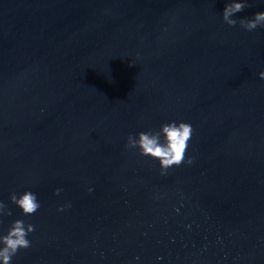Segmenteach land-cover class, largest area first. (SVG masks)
Masks as SVG:
<instances>
[{"label": "water", "instance_id": "95a60500", "mask_svg": "<svg viewBox=\"0 0 264 264\" xmlns=\"http://www.w3.org/2000/svg\"><path fill=\"white\" fill-rule=\"evenodd\" d=\"M223 8L0 0V231L36 226L12 264H264V28ZM171 119L194 162L161 175L126 138ZM25 189L31 215L10 200Z\"/></svg>", "mask_w": 264, "mask_h": 264}, {"label": "clouds", "instance_id": "9594fccd", "mask_svg": "<svg viewBox=\"0 0 264 264\" xmlns=\"http://www.w3.org/2000/svg\"><path fill=\"white\" fill-rule=\"evenodd\" d=\"M250 4V0H224L222 19L228 25L239 23L244 29L252 31L258 27L264 28V10L255 11L250 16H237ZM140 54L137 53V56ZM131 63H136L132 60ZM258 76L264 79V69L258 72ZM193 135V125L183 119H171L162 122L158 128H148L136 133H128L126 138L127 148H136L141 155L150 156L158 160L161 175L167 173V170L173 166L181 164L191 165L194 162L192 155H187L190 139ZM56 194L62 191L57 187ZM87 191L92 192L93 187L89 186ZM163 193H158L159 199ZM10 200L18 206L24 215L35 213L40 207L41 202L36 192L31 189H25L17 193H10ZM71 201L57 206L58 211L70 208ZM179 211V209H177ZM5 215H11V209L7 203L0 199V222ZM35 225L26 222L23 218H17L11 221L6 231H0V264H12L13 257L21 249H27L32 241L29 233L35 230Z\"/></svg>", "mask_w": 264, "mask_h": 264}]
</instances>
